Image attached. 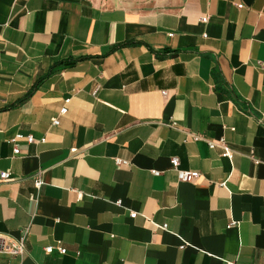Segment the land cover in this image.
<instances>
[{
  "label": "crops",
  "instance_id": "0c3cea01",
  "mask_svg": "<svg viewBox=\"0 0 264 264\" xmlns=\"http://www.w3.org/2000/svg\"><path fill=\"white\" fill-rule=\"evenodd\" d=\"M261 64L264 0H0V264H264Z\"/></svg>",
  "mask_w": 264,
  "mask_h": 264
},
{
  "label": "built area",
  "instance_id": "2783aa9c",
  "mask_svg": "<svg viewBox=\"0 0 264 264\" xmlns=\"http://www.w3.org/2000/svg\"><path fill=\"white\" fill-rule=\"evenodd\" d=\"M238 8H242V6H238ZM200 22L202 23H206L207 22V18H201ZM261 66H264V64H261ZM95 94V92H94ZM162 95H166L165 92H162ZM70 100L66 99L65 103L67 104ZM67 112L66 107H63L60 110V114H65ZM58 124V120L57 118L52 119V125H57ZM25 137L21 134H16L15 137L13 138V140H11V143L13 144V155H18L19 154V149L17 147V142L19 140L24 139ZM26 142L28 144H31L33 142H35L34 138L32 136H26ZM199 136H194V140H198ZM40 143L44 142V139H41L39 141ZM207 146L209 149H214V148H219L221 149V156L224 158H229L232 159L233 155L232 153L229 151V147L226 144V142L224 141L223 138L219 139L216 142H212V141H207ZM171 166L174 169V171L176 172L177 175V179L180 182H184V183H190L193 182L195 180H197L199 178V173L198 172H193V171H184V170H180L179 167V161L177 158H172L170 160ZM115 164L116 165H128V162L125 160H121L119 158L115 159ZM154 176H158L160 173L157 171H152L151 172ZM10 178V172L8 171H1L0 172V181H6ZM40 180L39 177H37L34 181L35 187H39L40 186ZM136 216L135 213L130 214V218L134 219ZM24 250H25V238L24 236H22L21 238L17 239V240H8V242H5V240L2 241L1 245H0V253H6L9 254L11 256H22L24 254ZM53 251V247H47L45 248V252L50 254ZM58 251L60 254H65V249L63 248H58Z\"/></svg>",
  "mask_w": 264,
  "mask_h": 264
}]
</instances>
